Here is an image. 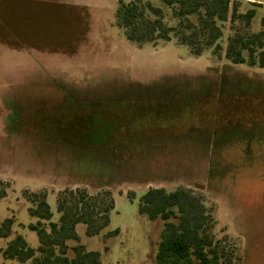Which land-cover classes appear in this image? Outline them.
Instances as JSON below:
<instances>
[{"label":"rangeland","instance_id":"rangeland-1","mask_svg":"<svg viewBox=\"0 0 264 264\" xmlns=\"http://www.w3.org/2000/svg\"><path fill=\"white\" fill-rule=\"evenodd\" d=\"M80 1L0 0V194L5 195L0 198V223L6 218L14 221L11 235L0 238V264H17L1 254L15 234L32 248L38 245L36 234L26 227L36 219L27 212L24 190L47 193L52 221L58 219L55 199L59 191L86 188L96 193L79 182V175L56 163L63 151L58 146L61 132H81L102 140L92 144L99 149H105L104 140L117 132L135 136L168 130L178 135L201 129L218 135L237 123L252 121L247 134L264 135V68L230 65L225 60L229 21L222 24L220 57L212 50L193 56L174 38L141 46L127 41L114 21L119 0H88V6ZM240 2L241 10L256 11L248 31H264V0ZM31 49L38 54H29ZM46 74L80 87L93 85L99 91L95 99L104 103L54 108V102L47 101L48 90L33 84L47 81ZM224 74L240 78H230L220 86ZM130 84L135 92L130 91L128 98L110 99L111 93ZM138 84L151 89L143 96ZM93 88L90 92L96 93ZM125 137L120 135L117 141ZM194 144L185 145L191 149ZM235 156L234 171L224 168L218 185L195 174L170 181L134 182L130 172L123 171L122 177L106 187L114 200L107 228L88 237L84 226L77 225L79 244L99 252L101 264H154L162 221L139 215L138 199L149 188L183 186L200 194L211 211L213 235L229 255L227 264H264V153L254 158ZM173 157L181 168L200 160L193 153ZM129 192L135 195L132 201L126 196ZM115 230L117 235L105 237Z\"/></svg>","mask_w":264,"mask_h":264},{"label":"trees","instance_id":"trees-1","mask_svg":"<svg viewBox=\"0 0 264 264\" xmlns=\"http://www.w3.org/2000/svg\"><path fill=\"white\" fill-rule=\"evenodd\" d=\"M240 1L119 0L114 21L125 39L138 46L158 41L168 42L174 38L179 45L186 46L193 56L212 50L213 55L218 57L223 50L220 43L224 35L222 24L229 21L231 34L227 37L224 49L225 60L230 65L264 68V31H248L256 11L241 10ZM236 22L242 27L235 26ZM46 76L47 81H34L33 84L39 90H48L47 101L54 102V108H72L75 105L83 108L87 104L98 106L104 103L101 99H95L99 91L93 85L80 87L58 76ZM233 76L222 75L220 86L227 85L230 78H240L239 75ZM131 85H124L126 87L121 92L111 93L113 97L110 99L121 100L125 95L128 98L130 91L135 92ZM91 88L96 93L90 92ZM136 88L143 91L140 93L143 96L151 89L150 85L141 84ZM251 122L237 123L240 125L229 127L218 135L201 129H189L178 135L168 130L135 136L117 132L114 138L104 140L108 145L105 149L92 145L94 142H102L93 136L60 131L62 136L58 146H62L63 151L55 159L56 163L64 164L71 173L75 172L80 177L79 182L85 183L96 193L90 194L86 188H65L59 191L55 199L58 219L52 221L53 213L47 203V193L24 190L22 196L29 204L27 212L36 219L35 223L26 227L36 234L38 245L32 248L23 236L15 234L1 250L2 257L17 264H101L99 252L87 251L79 244L76 227L82 224L88 237L97 236L107 228L114 209L112 193L106 188L111 180L122 177L123 171L130 172L134 182L144 179L170 181L195 174L205 177L208 184L218 185L224 168L225 172L234 171L232 166L235 154L254 158L256 154L264 153V135L253 137L247 134L246 128L251 130ZM120 135L126 137L117 141ZM189 142H195L193 148L197 151L190 149L189 144L185 145ZM192 153L200 157V160L194 166L187 164L185 168L178 167L180 163L176 162L173 155L187 156ZM86 176L90 179L86 180ZM4 196L0 194V198ZM126 196L130 201L135 198L132 192ZM137 211L149 221H162L154 264L230 263L221 241L213 235L215 220L211 211L202 196L191 188H149L138 199ZM13 222L12 218H6L0 223V238L11 235ZM117 234L118 230H115L107 232L105 237Z\"/></svg>","mask_w":264,"mask_h":264},{"label":"crops","instance_id":"crops-1","mask_svg":"<svg viewBox=\"0 0 264 264\" xmlns=\"http://www.w3.org/2000/svg\"><path fill=\"white\" fill-rule=\"evenodd\" d=\"M80 3H82L83 4V6H88L89 5V1L88 0H83V1H80ZM8 32V31H7ZM8 37V36H7ZM9 38V37H8ZM9 39H11V38H9ZM10 43V42H9ZM11 44V43H10ZM19 50V49H18ZM22 50V49H21ZM23 51V50H22ZM23 53V52H22ZM29 54L31 53V54H34V55H37L38 53H37V51L36 50H29V52H28ZM26 54V53H25ZM27 55V54H26ZM28 59H29V57H28ZM41 70H42V67L40 68V69H38V73H41ZM53 76H55V75H53ZM57 76V75H56Z\"/></svg>","mask_w":264,"mask_h":264}]
</instances>
